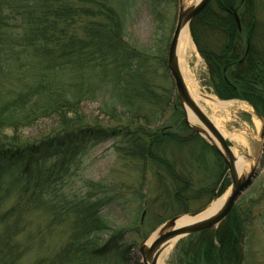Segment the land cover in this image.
<instances>
[{
  "label": "trees",
  "instance_id": "16d2710c",
  "mask_svg": "<svg viewBox=\"0 0 264 264\" xmlns=\"http://www.w3.org/2000/svg\"><path fill=\"white\" fill-rule=\"evenodd\" d=\"M134 1L0 0V264L29 259L31 238L19 240L30 235L34 213L49 219V229L69 226L62 247L69 256L36 257L30 264H122V231L99 245L109 229L105 208L124 199L136 205L147 199L146 207L186 214L201 204V194H213L190 193V180L161 153L165 144L178 148L193 138L202 149L214 151L186 128L176 100L168 106L170 90L148 78L155 73L147 71L151 59L125 41L132 13L123 8L130 11ZM162 1L174 0H152L153 8ZM236 3L211 0L189 29L210 70L216 96L245 101L263 115L264 58L258 57L247 26L243 30L248 45L241 43L234 17L243 23L247 15L254 16L253 0H245L239 10ZM214 28L223 41L217 52L203 41L204 36L208 40L206 31ZM162 77L166 80V73ZM97 100L98 116L107 124L82 111L83 103ZM170 109L187 136L158 130L157 123ZM42 119L54 120L55 127L37 141L22 143L17 133ZM106 140L114 141L123 163L134 165L141 177L149 172L159 187L143 193V178L135 189L85 181L81 172L86 155ZM216 159L221 163V196L229 180L217 155ZM205 206L204 202L199 207ZM251 210L238 212L235 205L216 230L189 236L186 254L195 253L189 264H251V234L264 216L254 217Z\"/></svg>",
  "mask_w": 264,
  "mask_h": 264
},
{
  "label": "rangeland",
  "instance_id": "374dc122",
  "mask_svg": "<svg viewBox=\"0 0 264 264\" xmlns=\"http://www.w3.org/2000/svg\"><path fill=\"white\" fill-rule=\"evenodd\" d=\"M236 4L239 10L245 6V0H237ZM128 5H130V3ZM130 6H132L130 11H128L127 8H123V10H127L129 14L132 13L131 20L128 21L129 23L126 27L125 41L131 47L140 51L144 58L151 59L147 71L149 73H155L154 75L147 76L148 78H154L155 82L160 87L170 90L168 106L172 107L177 104L174 101H177V98L175 96L173 82L166 69V59L168 46L176 24L179 7L178 0L172 2L162 1V3L160 2L154 7L155 10L153 11L152 0H135L134 4ZM253 9L255 11L253 14L254 16L247 18V15L243 23L239 21V26L242 28L240 31V37L242 38L241 43L248 45L244 39L246 35L243 30V27L247 26L248 29L250 28L254 49L256 48L257 51H259L257 53L259 54L258 57L263 60L264 0H253ZM249 19H251L253 23L247 24L248 22L246 20ZM250 25L254 27L252 28ZM188 32L193 45V52L187 56L186 63L191 70L195 69L193 74L198 84V92L204 96H212L220 102H227L221 101L216 96L211 86L210 70L199 54L190 29H188ZM219 32L220 31L215 28L206 31V38L208 40L205 41L204 36L203 41L205 42L204 45H206L209 50L217 52L222 45L223 41H221L222 38ZM164 73H166L167 77L165 78L167 79L161 80L160 76L163 78L162 76ZM259 92L262 94L263 91ZM228 102H239L250 108V112L240 111L232 106L231 108L225 109L224 112L220 111L216 115L215 119L219 121L218 129L226 138L227 144L238 154H244V156L249 157L250 160L252 158V161L255 159L256 153L259 152L257 155L259 157L257 175L251 186L241 193L234 206H237L238 212L240 209L243 210L248 207V210L252 209L251 212L253 216L258 217L260 214L264 215V114L257 113L253 107L245 101L233 99ZM201 105L203 106L202 103ZM99 106L100 102L98 100L96 102H85L82 104V111L88 117H96L99 115ZM254 113L258 114L261 119L256 117ZM173 114L174 112L171 109L165 114V120H160L159 123H157L158 126H160L158 130L160 131L163 128L164 132L169 130L179 133L181 137L187 136L189 132L181 124L180 119L174 117ZM98 118L101 123L107 124V119L103 116H98ZM55 125L56 123L52 119H42L32 126L20 130L17 133V137L22 143L34 142L48 134ZM244 129L248 134H252V136H250L252 140L249 142V146L246 150L240 149V147L236 146L229 138L230 135L239 134ZM261 133L262 140L259 139ZM6 135L11 136V132L7 131ZM205 143L208 145L207 142ZM257 145H259V151H256ZM161 153L165 155L166 158H169L190 180V193L194 194L199 190H207L209 194V192L213 190L211 196H202L201 194L197 198L200 199L198 202L203 200L201 204L205 202L206 205H210L218 199L220 196L219 189L222 178H219L220 172L218 171V166L220 167L221 163L217 162V154L215 151L213 153L209 149H202L199 141L193 138L189 142H185V146L181 145L178 148L172 147L170 144H165L162 147ZM250 160L247 162H251ZM135 169V166L131 163H123L119 159L116 144L114 148V141L106 140L88 152L83 161L81 173L85 181L102 183L106 186L112 184L114 186H132L133 189L139 185L140 180L143 178L147 186L145 189V187L143 188L144 184H142L141 189L143 193L147 191L150 192L149 190L153 191L159 187V185L155 183V178H153L149 172L141 177ZM248 172L249 170L246 174ZM226 175L228 177L227 169ZM126 199H130L128 194ZM126 201L125 199L116 201L108 208L104 209L103 215L107 220L109 229L98 239L99 245H101L102 243H106L110 236L118 231H122L121 246L122 249L125 250L123 257H119L121 258L120 261H122V264H136L138 260L140 263L138 246L154 233L162 223L179 215L190 216L191 213L201 208L199 207L201 204L193 205L191 211L186 214L171 212L172 214L169 215V213H166V210L163 211L162 207L157 209H152L151 206L146 207L147 199H143L142 202L137 205L133 203V201ZM236 215L239 216V213ZM30 219L31 224L28 228L30 235L25 234V236H22L19 240L25 243L26 241L29 242L30 239H27L28 237L31 238V242L29 243V259H24L22 264H30V261L36 257L52 259L56 256L61 260L67 258L69 256L67 249L65 247L66 253H63L64 248L62 247L67 243L69 238V226L63 223L60 226L49 229V219L39 213L31 214ZM263 223L264 216L256 221L253 227V234H251L252 237L250 238L251 242L249 247L251 252L248 254L253 259L250 261L251 264H264ZM189 242L190 240L187 238L179 239L173 248L167 252L161 264H189L192 262L195 259V253L189 252L186 254Z\"/></svg>",
  "mask_w": 264,
  "mask_h": 264
},
{
  "label": "water",
  "instance_id": "95a60500",
  "mask_svg": "<svg viewBox=\"0 0 264 264\" xmlns=\"http://www.w3.org/2000/svg\"><path fill=\"white\" fill-rule=\"evenodd\" d=\"M210 1L211 0H199L194 6L185 8L182 5V1L178 0L179 7L177 19L168 46L166 69L173 82L175 95L183 112L186 128L203 138L220 157L227 168L229 175L228 178L230 181V185L227 190L228 194L219 211L199 224L184 228H174L175 222L182 216H177L165 221L154 233L147 237L138 246V256L140 257L141 264H156L159 247L166 240L177 236L184 238L199 234L206 230L215 229L228 216L241 193L252 184L257 175V166L259 163V157L257 155L259 152L256 153L254 164L249 169V172L244 176L237 175L235 167L236 158L234 157L231 148L228 146L226 139L222 136V134L215 128L207 116L201 111L199 106L189 96L177 64V46L179 44V38L182 31L185 28L189 29L191 22L207 7ZM235 18L239 30V20L237 17ZM187 109L200 127H193L189 125V122L187 121ZM254 114L256 117L261 119L258 114ZM259 139L262 140V133L260 134ZM258 148L259 145H257L256 151L260 150V148ZM244 158L246 161L250 160L247 156H244ZM198 214L199 212L192 213L190 214V217H195ZM153 235L154 237H152Z\"/></svg>",
  "mask_w": 264,
  "mask_h": 264
},
{
  "label": "bare ground",
  "instance_id": "6f19581e",
  "mask_svg": "<svg viewBox=\"0 0 264 264\" xmlns=\"http://www.w3.org/2000/svg\"><path fill=\"white\" fill-rule=\"evenodd\" d=\"M181 1H182L183 7L188 8L190 6H194L199 0H181ZM234 17L238 18V16L236 14H234ZM238 20H239V18H238ZM235 21H236V18H235ZM237 29H238V25H237ZM238 31L239 32L241 31V27L239 28ZM192 50H193V45L191 43L188 28H185L181 33V36L179 38V44L177 46V64L179 67V71L181 73L184 84H185L187 91L189 93V96L199 106L201 111L207 116V118L211 121V123L215 126V128L221 133V131L218 129L219 128V121L217 119H215L216 115L220 111L224 112L225 109H228V108H231L232 106H234L236 109H238L240 111L250 112L249 111L250 108L242 105L239 102H220L212 96L201 95L198 92V84L195 80V75L193 74L195 69L191 70L186 63L187 56H189L193 52ZM201 103L203 104V106L201 105ZM186 111H187V121L189 122V124L193 127H200V125L197 123V121H195V119L193 118L191 113L188 111V109ZM257 125H258V123H257ZM250 136H252V134H248L246 132V130L244 129L239 134L230 135L229 138H230V140H232L234 142V144L236 146H239L240 149L246 150L247 147L249 146V142L252 140L250 138ZM231 150L233 152L234 157L236 158L235 167H236L237 175L238 176L246 175V172L253 166L254 159H253V161L251 159L250 160L251 162L248 163L244 158V154H241V153L238 154L233 148H231ZM227 194H228V192H225V194H222L221 196H219L218 199H216L210 205L208 204L209 206L206 205L204 208L195 211V212H199V214L195 217H190V216L180 217L175 222L174 228H184V227L193 226V225L199 224V223L207 220L211 216L215 215L219 211V209L222 207L224 201L226 200ZM152 237H154V235ZM188 237H184V238H188ZM184 238L177 236V237H174L172 239L164 241L159 247V250L157 253L156 264H161L163 258L167 254V252H169L173 248V246L176 244V242L179 239H184Z\"/></svg>",
  "mask_w": 264,
  "mask_h": 264
}]
</instances>
